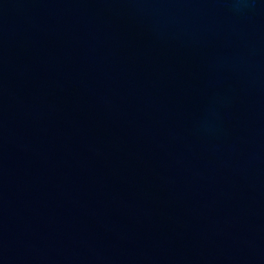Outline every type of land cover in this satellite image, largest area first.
<instances>
[{"label":"water","instance_id":"water-1","mask_svg":"<svg viewBox=\"0 0 264 264\" xmlns=\"http://www.w3.org/2000/svg\"><path fill=\"white\" fill-rule=\"evenodd\" d=\"M0 264H264V0H0Z\"/></svg>","mask_w":264,"mask_h":264}]
</instances>
